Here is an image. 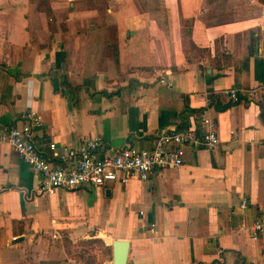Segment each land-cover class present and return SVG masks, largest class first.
Here are the masks:
<instances>
[{"label":"crops","instance_id":"obj_1","mask_svg":"<svg viewBox=\"0 0 264 264\" xmlns=\"http://www.w3.org/2000/svg\"><path fill=\"white\" fill-rule=\"evenodd\" d=\"M45 3L50 18L40 0H0V125L32 110L46 153L96 135L117 149L208 112L218 143L186 148L149 181L56 189L47 199L63 193L88 223L48 224L37 174L0 144V264H78L60 232L70 244L90 232L125 239L127 264H264V234L247 232L264 211V94L233 103L221 92L264 85V0Z\"/></svg>","mask_w":264,"mask_h":264},{"label":"built area","instance_id":"obj_2","mask_svg":"<svg viewBox=\"0 0 264 264\" xmlns=\"http://www.w3.org/2000/svg\"><path fill=\"white\" fill-rule=\"evenodd\" d=\"M221 92L234 102L240 95L264 94V85L249 92L235 88ZM16 122L0 125V144L8 145L37 174L38 195H50L56 189H95L131 180L149 181L161 170L180 166L186 148L212 150L218 143L215 124L208 112L195 115L199 128L194 122L178 129L158 130L148 147L128 144L116 149L96 135L82 139L74 148L57 147L50 142L49 153L34 143L35 131L42 124L36 112L27 110L16 117ZM240 207H246L245 200ZM247 232L252 240L264 234V211L251 220ZM51 237H57L56 231Z\"/></svg>","mask_w":264,"mask_h":264},{"label":"rangeland","instance_id":"obj_3","mask_svg":"<svg viewBox=\"0 0 264 264\" xmlns=\"http://www.w3.org/2000/svg\"><path fill=\"white\" fill-rule=\"evenodd\" d=\"M79 196V195H78ZM82 203L83 197H79ZM107 200L106 198H101ZM103 200V205H107V201ZM48 201L50 208L47 206ZM39 223L48 224L51 219L55 223H88V214L86 210L80 212L78 206L76 209L68 206L66 197L63 193L55 196L54 199H47V195L43 194L39 201ZM55 202V203H54ZM80 202H77L80 204ZM47 228L44 229V231ZM50 233V231H48ZM44 233V232H43ZM106 233L101 236H96L94 232H90L82 239H78L74 244H70L66 239V234L60 232V237L64 243L65 249L70 257H72L78 264H111V254L108 247L104 246L102 239L106 238ZM100 235V234H98ZM105 241L109 242L107 237Z\"/></svg>","mask_w":264,"mask_h":264},{"label":"water","instance_id":"obj_4","mask_svg":"<svg viewBox=\"0 0 264 264\" xmlns=\"http://www.w3.org/2000/svg\"><path fill=\"white\" fill-rule=\"evenodd\" d=\"M257 51V49L255 50ZM260 53L264 57V29L261 30ZM111 264H127L128 241L112 239L110 241Z\"/></svg>","mask_w":264,"mask_h":264},{"label":"trees","instance_id":"obj_5","mask_svg":"<svg viewBox=\"0 0 264 264\" xmlns=\"http://www.w3.org/2000/svg\"><path fill=\"white\" fill-rule=\"evenodd\" d=\"M45 1H46V0H40V4H37V8H38V9H42V10H44V12L46 13L47 17L50 18V16H51V11H50L49 6L45 3ZM60 84L63 85V86H65V87L70 88V86L68 85V83L66 82V80H65L64 78L60 81ZM238 100H239V99H238ZM238 100H237V101H238ZM237 101H234L233 103H235V102H237ZM226 106H228V105H226ZM226 106H225V107H226ZM106 247H107V246H106ZM108 248H109V247H108ZM109 250H110V248H109Z\"/></svg>","mask_w":264,"mask_h":264}]
</instances>
